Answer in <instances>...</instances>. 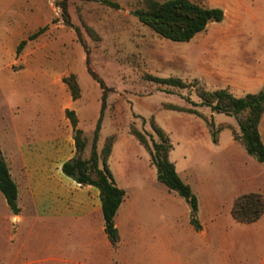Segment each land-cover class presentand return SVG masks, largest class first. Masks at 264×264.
I'll return each instance as SVG.
<instances>
[{
    "label": "rangeland",
    "instance_id": "374dc122",
    "mask_svg": "<svg viewBox=\"0 0 264 264\" xmlns=\"http://www.w3.org/2000/svg\"><path fill=\"white\" fill-rule=\"evenodd\" d=\"M100 1H67L72 27L64 24L56 0H19L5 12L0 8V132L13 127L14 118L37 128L48 122L57 125L61 115L69 125L64 113L73 111L85 142L80 157L88 159L101 90L86 72L87 52L90 69L111 89L97 141L101 150L106 141L115 143L111 162L122 166L128 193L150 185L151 176L155 192H167L156 179L148 149L130 132H140L152 150L160 143L152 126L160 128L171 146L169 161L198 200V222L223 223L228 232L245 239L235 259L257 261L264 254V238L253 245L255 229L238 225L230 210L237 197L264 189V164L246 154L237 140L240 116L211 112L197 95L201 90H225L242 98L264 87V0H190L220 9L224 17L186 43L162 39L132 15L145 0H107L116 3L117 10ZM42 28L40 35L27 40ZM23 40L26 44L16 54ZM70 76L79 87L76 100L64 83ZM155 78L180 80L183 87L160 84ZM146 176L149 182L142 184ZM170 194L180 202L171 203L172 208L189 209L182 198ZM162 207L157 202L149 206L153 227L161 223L157 211ZM184 246L178 243L163 260L156 242V264H195L190 258L194 248ZM215 249L204 246L196 264H227L226 259L214 260Z\"/></svg>",
    "mask_w": 264,
    "mask_h": 264
},
{
    "label": "crops",
    "instance_id": "0c3cea01",
    "mask_svg": "<svg viewBox=\"0 0 264 264\" xmlns=\"http://www.w3.org/2000/svg\"><path fill=\"white\" fill-rule=\"evenodd\" d=\"M16 1L19 0H0V8L5 12ZM261 13L264 23V7ZM263 117L264 114L259 120L258 133L264 145ZM14 119L13 127L0 132V152L16 185L18 213L10 211L0 193V264H156V242L161 246L163 260L170 258L181 242L186 245L184 248L191 251L194 248V256L190 258L195 264L198 254L202 258L206 245L217 248L213 253L216 261L264 264V254L255 262L236 260L244 237L228 232L218 221L201 225L198 200L195 219L200 229H195L190 224V209L180 212L172 208L171 203L180 202L172 198L171 191L162 185L167 192H155L154 176L150 177V185H139L137 191L128 193L122 166L111 162L115 143L106 163L116 186L125 191V197L113 218L118 242L111 245L105 233L98 190L80 185L62 172V165L76 154L70 122L68 125L60 115L57 125L48 122L30 128ZM76 129L81 130L79 125ZM101 147L97 141L98 153ZM142 179V184L149 182L147 176ZM248 193L260 194L264 203V189ZM155 202L163 207L157 211L161 223L153 227L149 206ZM237 224L255 229L253 245L263 241L264 212L254 223Z\"/></svg>",
    "mask_w": 264,
    "mask_h": 264
},
{
    "label": "trees",
    "instance_id": "16d2710c",
    "mask_svg": "<svg viewBox=\"0 0 264 264\" xmlns=\"http://www.w3.org/2000/svg\"><path fill=\"white\" fill-rule=\"evenodd\" d=\"M67 1L56 0L57 6L61 10L64 24L72 27L67 13ZM104 6L111 9H118V5L107 0L100 1ZM132 15L144 26L148 27L162 39L176 43H186L197 34L203 32L209 23H220L223 20V11L217 8H206L190 0H165L158 2L155 0H145L144 7L133 11ZM39 29L34 34L28 36L31 41L43 32ZM79 39V32L75 29ZM26 42L21 41L16 54H19ZM86 52V72L101 90L100 107L98 119L93 131V139L88 159L83 160L80 156L85 148V142L81 139V131L76 129L77 120L73 111L66 110L65 116L74 129L75 156L62 165V172L67 177L80 185L95 187L99 192L101 211L104 221L105 233L111 243L115 246L118 242V234L113 224V218L125 197V191L116 186L110 171L107 167V159L110 155L112 143L106 141L101 153L96 151V142L100 130V124L106 109L107 95L111 91L103 80L89 67V60ZM154 81L171 87H183L180 80L154 79ZM70 91L73 100L80 96L79 87L74 76L64 80ZM201 104L208 107L211 112L225 114L227 116L239 117L237 120L240 135L237 140L243 146L246 154L264 164V145L258 133L260 117L264 114V89L254 94H246L242 98H235L225 90L198 92ZM172 110L182 111L177 108ZM195 114L196 112H190ZM244 115V118L241 116ZM154 133L160 139V143H154L152 150L149 149L145 138L135 129L131 135L140 145L148 149L150 163L156 169V179L168 191L176 193L184 199L190 209V224L195 229H200L195 217L197 212V199L192 194L188 185L183 183L178 177L174 165L169 161L168 154L171 149L168 139L163 131L155 126ZM0 193L13 214L18 213L16 205L17 189L10 178L8 168L0 152ZM264 212V203L260 194L248 193L237 197L230 210V215L234 221L240 224H250L256 222Z\"/></svg>",
    "mask_w": 264,
    "mask_h": 264
}]
</instances>
